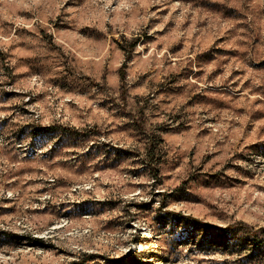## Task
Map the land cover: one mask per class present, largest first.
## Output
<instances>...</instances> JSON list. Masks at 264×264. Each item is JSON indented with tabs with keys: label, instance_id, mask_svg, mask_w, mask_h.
I'll return each instance as SVG.
<instances>
[{
	"label": "rangeland",
	"instance_id": "obj_1",
	"mask_svg": "<svg viewBox=\"0 0 264 264\" xmlns=\"http://www.w3.org/2000/svg\"><path fill=\"white\" fill-rule=\"evenodd\" d=\"M262 230L264 0H0V264H264Z\"/></svg>",
	"mask_w": 264,
	"mask_h": 264
},
{
	"label": "trees",
	"instance_id": "obj_2",
	"mask_svg": "<svg viewBox=\"0 0 264 264\" xmlns=\"http://www.w3.org/2000/svg\"><path fill=\"white\" fill-rule=\"evenodd\" d=\"M149 157H152L151 155ZM262 233L264 234V230H262ZM262 241L261 240H256V243H261Z\"/></svg>",
	"mask_w": 264,
	"mask_h": 264
}]
</instances>
